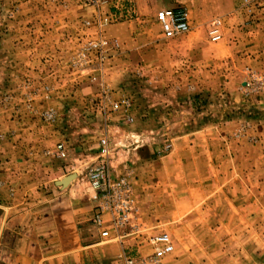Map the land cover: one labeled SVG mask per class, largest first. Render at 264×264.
Returning <instances> with one entry per match:
<instances>
[{"label": "rangeland", "instance_id": "1", "mask_svg": "<svg viewBox=\"0 0 264 264\" xmlns=\"http://www.w3.org/2000/svg\"><path fill=\"white\" fill-rule=\"evenodd\" d=\"M162 9L187 10L189 32L165 38ZM101 165L130 187L134 219L119 232L107 213L97 223ZM204 175L220 197L180 216L171 196ZM72 185L121 246L113 264L158 251L160 264H252L239 240L264 242V0H0V264L15 215L36 223L75 206L58 199Z\"/></svg>", "mask_w": 264, "mask_h": 264}, {"label": "crops", "instance_id": "2", "mask_svg": "<svg viewBox=\"0 0 264 264\" xmlns=\"http://www.w3.org/2000/svg\"><path fill=\"white\" fill-rule=\"evenodd\" d=\"M192 164L196 165V162L194 161ZM206 165L208 166V164H204L203 167H207ZM186 167H190V164L187 163ZM76 176L75 174L70 180H65V182H67L65 187H67ZM191 178L192 176H189L186 180V186L182 184L183 188L187 189V192L181 193L179 197L175 195L171 196L172 200L182 198L180 203V216L188 213L190 206L199 207V210L203 214H206V206H210L209 201H211L213 195H215V199L216 197H220L215 191V177L204 175L200 178L201 180L195 179L196 181L191 180ZM191 181H194L193 184L198 183L195 185L197 190L196 193L198 194L195 198V204L193 203L194 205L190 204L192 199L190 193L193 190L191 188H194V185H191ZM75 188L76 186L72 185L65 191L63 189H58V199H60V201L62 199L74 201L75 206L68 208L61 204L64 207H57L53 210L54 213L52 214H43V217L40 216L36 219V223H34L35 221L29 224L22 223V219H25L23 215H15L14 221H18L16 225H21L22 227H12V230L21 229V231L19 232V237L17 234L15 235L14 232L12 233L16 238H14V243L12 245L10 244L8 247L4 264H113L115 262L121 251V246L118 243H107L106 239L101 236L103 228L100 229L97 227L93 220L95 206L91 200V196H88L87 192L85 193L86 195H83L84 191L77 192ZM82 199L85 201L82 202ZM171 199L170 197H164L162 201H164L168 207L172 204ZM213 204L215 213L218 210L217 203L215 202ZM154 209L157 212L158 207ZM167 213L169 212L167 211ZM171 213L174 215L175 212L171 211ZM171 220L174 221V218ZM213 226L216 227L215 230L220 231L221 229H225L223 226L217 227L215 224ZM230 226L232 227V224H230ZM208 227L211 229V227L205 223L199 224L198 231L207 230ZM238 240L236 239L233 241L238 243ZM199 241H201L200 238ZM239 241L249 252L247 254L251 256L249 259H251L252 264H264V250H262L260 254L256 253L259 251L257 246L260 245V242H252L250 239ZM208 242H210V240ZM139 243V240L132 238L126 241V245L132 249L131 252L135 253V255L142 249ZM263 243L262 241L260 245L261 249H264ZM232 258L234 259V256L231 257L230 262L234 261ZM235 259L236 262L248 264L246 261H242L239 254L236 255Z\"/></svg>", "mask_w": 264, "mask_h": 264}, {"label": "built area", "instance_id": "3", "mask_svg": "<svg viewBox=\"0 0 264 264\" xmlns=\"http://www.w3.org/2000/svg\"><path fill=\"white\" fill-rule=\"evenodd\" d=\"M157 21L162 27V32L165 38L172 39L178 35L186 34L190 30V20L187 10L185 9H162L157 12ZM214 41L220 39L218 30L212 32ZM91 50H101V42L91 43ZM126 104V101H123ZM62 156H65L62 146ZM106 165H101L92 174V186L97 193V198L102 199V204L99 207L97 214V223L104 224L103 215L105 213L110 215L112 222V229L119 232L121 228L129 225L134 219V207L129 195V185L121 181L117 186L111 184L109 174L107 173ZM135 227V226H133ZM110 231L104 230L102 237H109ZM122 238V236L120 235ZM166 240L164 237L155 238L152 240L154 245H158L160 241ZM171 250L170 245L166 248ZM162 251H158L155 255L148 258H134L129 254H125L118 264H160L162 258Z\"/></svg>", "mask_w": 264, "mask_h": 264}, {"label": "water", "instance_id": "4", "mask_svg": "<svg viewBox=\"0 0 264 264\" xmlns=\"http://www.w3.org/2000/svg\"><path fill=\"white\" fill-rule=\"evenodd\" d=\"M72 176L73 175H69L66 178H64L63 180L59 181L58 185H61L64 188L66 186V183H67V182H65V180H70Z\"/></svg>", "mask_w": 264, "mask_h": 264}]
</instances>
